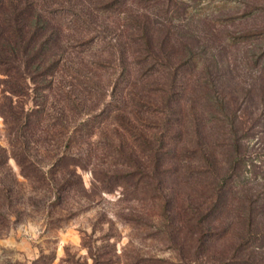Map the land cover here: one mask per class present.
<instances>
[{
    "label": "rangeland",
    "instance_id": "374dc122",
    "mask_svg": "<svg viewBox=\"0 0 264 264\" xmlns=\"http://www.w3.org/2000/svg\"><path fill=\"white\" fill-rule=\"evenodd\" d=\"M35 3L65 52L13 100L44 110L20 134L43 180L0 117V264H264V239L236 250L264 235V0Z\"/></svg>",
    "mask_w": 264,
    "mask_h": 264
},
{
    "label": "trees",
    "instance_id": "16d2710c",
    "mask_svg": "<svg viewBox=\"0 0 264 264\" xmlns=\"http://www.w3.org/2000/svg\"><path fill=\"white\" fill-rule=\"evenodd\" d=\"M143 40L146 46L149 45L146 38ZM64 43L61 26L56 25L53 19L47 16L46 11L38 7L35 0H0V89L2 100L0 117L6 123L10 122V126H12L9 135L11 157L18 166L20 174L28 180L38 178V173L40 174L39 180H43L45 174L37 169L30 159L26 141L20 140V134L31 132L39 123L40 114L44 110L34 103L27 112L21 110L22 119L18 116L19 108L13 104V100L23 96V86L26 87L27 82L33 84L36 92L38 88L44 90L51 87L64 59ZM148 54L150 58H155L150 52ZM187 61L195 62L193 58ZM183 65H185L184 61L175 66L173 70L168 71L172 81L178 78V70ZM138 102L140 104V101ZM157 149L163 150L164 146H158ZM163 155L158 152L154 155V160L159 161L155 165L156 168L162 165ZM7 160V154L0 148V165H4ZM226 179H224V184L228 182V178ZM222 201L221 198L215 200L210 209L211 213L219 212L226 206V203ZM250 215L248 221L251 219ZM247 230V235L251 236L250 240L247 241V245L245 242L246 246L240 244L236 250L237 252L245 251V254L249 253L248 256H251L255 247H258L254 243L264 239V235L262 238H258L257 231L253 232L249 226ZM206 235L200 233L198 236V248L205 250L208 247L207 242L211 239H205ZM220 264L252 263L247 259L242 263L234 262L232 259Z\"/></svg>",
    "mask_w": 264,
    "mask_h": 264
}]
</instances>
